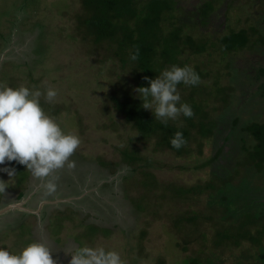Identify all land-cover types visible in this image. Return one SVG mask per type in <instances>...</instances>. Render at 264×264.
<instances>
[{"label": "rangeland", "instance_id": "1", "mask_svg": "<svg viewBox=\"0 0 264 264\" xmlns=\"http://www.w3.org/2000/svg\"><path fill=\"white\" fill-rule=\"evenodd\" d=\"M179 2L181 7L191 10L199 0ZM225 11L228 20L224 28L220 26ZM80 12L79 0H0V87L24 86L41 91L55 88L58 92L55 101L47 103L42 96L41 106L65 134L77 135L81 140L71 158L76 162L75 168L56 173L57 187L51 195L26 166L23 167L26 177L16 172L11 177L0 172L5 189L0 191V211L18 204L37 212L21 209L2 212L0 247L19 255L27 245L40 242L51 249L56 264H69L70 253L79 245L116 251L125 264H187L199 251L201 257H206L209 243L189 239L185 244L188 238L184 230L173 227L184 211L202 209L205 198L185 203L167 197L159 199L161 190L142 188L139 170L132 173L120 163V151L133 142L140 155L150 159L153 167L149 171L161 185L190 187L209 176V167L200 165L210 157V145L203 141L199 156L198 148L191 143L193 153L177 157L168 150L154 151L152 140L145 144L136 140V132L115 112L109 100L115 93H136L133 69L123 67L111 52L109 42L84 39L76 19ZM217 14L216 24L202 32L206 37L217 30L222 35L230 29L239 31L251 26L264 33L263 0H228L227 9L224 4ZM187 56L183 59L187 60ZM197 62L205 63L208 76L212 77L217 71L222 74L223 69L228 72L225 68L228 64L247 70L255 62L264 65V51L258 55L237 52L225 58L214 51L211 57H199L189 65ZM222 81L229 84V80ZM263 82L255 80V86L249 85L243 99L247 100L248 94ZM210 103L209 107L218 113L219 103ZM254 111L264 120L261 107ZM9 165L6 161L0 168L11 169ZM20 192L25 194L21 199ZM57 200L64 201L44 204L39 209L42 202ZM90 225L107 232L88 236ZM205 231L207 235L210 233ZM223 261L221 264H235L227 255Z\"/></svg>", "mask_w": 264, "mask_h": 264}, {"label": "trees", "instance_id": "2", "mask_svg": "<svg viewBox=\"0 0 264 264\" xmlns=\"http://www.w3.org/2000/svg\"><path fill=\"white\" fill-rule=\"evenodd\" d=\"M227 1L199 0L187 10L180 6L179 0H79L81 12L76 19L84 39L109 42L111 52L123 67L133 69L137 89L148 86L144 77L155 79L172 65L190 66L192 60L211 57L214 51L222 58L237 52L254 55L262 52L264 36L257 35L258 28L254 26L239 31L230 29L222 35L217 30L210 37L202 33L207 31L206 27L214 26L219 7L225 4L227 9ZM221 17L220 27H224L228 20L226 11ZM136 49L139 57L133 61L130 54ZM185 55L187 60L183 59ZM217 63L219 66L220 62ZM256 63L250 66L251 70L228 64L225 67L228 72L223 69L222 74L217 71L212 77L208 76L205 63L191 64L201 82L197 86L180 84L177 88L181 102L190 104L194 115L180 116L167 124L142 107L137 92L130 95L123 91L109 98L115 112L136 132V140L144 144L152 140L154 151L168 150L177 157L189 156L193 143L201 156L203 141L210 145V157L200 165L209 167V176L190 187L161 185L149 171L153 167L150 159L142 157L133 142L120 151V163L132 173L139 170L142 188L161 190L159 199L167 197L185 203L205 198L202 209L184 211L174 221L173 227L182 228L188 238L185 244L189 239L209 243L206 257H201L199 251L187 264H221L225 255L233 258L235 264H264V120L254 111L260 107L264 110V82L248 94L247 100L243 99L249 85L253 86L255 80L264 81V65ZM223 79L229 80V84H222ZM210 101L213 105L219 103L218 113L209 107ZM177 131L187 141L179 150L170 144ZM8 164L26 177L24 165L16 161ZM23 196L24 192H20L19 199ZM138 207L143 209L141 205ZM205 230L210 233L207 235ZM99 231L107 232L90 225L87 235Z\"/></svg>", "mask_w": 264, "mask_h": 264}, {"label": "clouds", "instance_id": "3", "mask_svg": "<svg viewBox=\"0 0 264 264\" xmlns=\"http://www.w3.org/2000/svg\"><path fill=\"white\" fill-rule=\"evenodd\" d=\"M139 49L130 54L135 61ZM147 87H139L142 107L150 110L156 120L167 124L180 116L191 118L194 115L190 104L181 102L177 86H197L200 75L191 66L172 65L162 70L155 79L144 77ZM58 92L48 87L44 91L29 87H0V165L16 161L26 166L34 178L42 181V187L51 195L56 191V173L64 168L74 169L71 159L81 144L77 135L65 134L56 120L47 115L41 106L55 101ZM187 141L183 133L177 131L170 139L173 148L179 150ZM10 177L14 168L3 167ZM0 181V191H5ZM69 264H125L116 251H106L104 247H78L70 253ZM0 264H56L51 249L40 242L27 245L19 255L11 254L0 247Z\"/></svg>", "mask_w": 264, "mask_h": 264}, {"label": "water", "instance_id": "4", "mask_svg": "<svg viewBox=\"0 0 264 264\" xmlns=\"http://www.w3.org/2000/svg\"><path fill=\"white\" fill-rule=\"evenodd\" d=\"M71 200H74V199H69V201H71ZM62 201H64V200H57V201H54V202H51V201H44V202H42V203L40 204L39 209H40L41 206L44 205V204H46V205H47V204H54V203H59V202H62ZM65 201H68V200H65ZM13 209H21V210H24V211H26V212H28V213L37 214V212H32V211H30L29 209L24 208V207H22L21 205H18V204L10 205V206L6 207V208L3 209L2 211H0V214H1L2 212L9 211V210H13ZM39 209H38V210H39Z\"/></svg>", "mask_w": 264, "mask_h": 264}, {"label": "flooded vegetation", "instance_id": "5", "mask_svg": "<svg viewBox=\"0 0 264 264\" xmlns=\"http://www.w3.org/2000/svg\"><path fill=\"white\" fill-rule=\"evenodd\" d=\"M263 2H264V0H263ZM262 22L264 23V21H262ZM254 27H255V26H254ZM260 30H261V29H258V33H257V35L260 34L261 36H264V33H261L262 31L260 32ZM262 45H263V46H261V51L263 52V51H264V44H262Z\"/></svg>", "mask_w": 264, "mask_h": 264}]
</instances>
